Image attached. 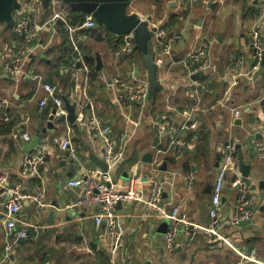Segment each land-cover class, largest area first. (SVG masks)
I'll return each mask as SVG.
<instances>
[{
    "label": "crops",
    "instance_id": "1",
    "mask_svg": "<svg viewBox=\"0 0 264 264\" xmlns=\"http://www.w3.org/2000/svg\"><path fill=\"white\" fill-rule=\"evenodd\" d=\"M16 1L12 27L0 20V264H264V57L255 68L250 42L252 29H259L264 43V0H130L127 11L147 19L151 29L163 27V40L179 35L168 53L153 38L159 87L152 95L133 36L116 35L97 21L70 32L52 19L53 0L46 5L43 0ZM61 7L72 28L87 15L64 3ZM22 17L35 35L15 77L7 64L22 41L14 29ZM73 41L85 65L72 70ZM201 48L205 65L188 66V56ZM88 56L94 69L86 63ZM117 79L146 84L147 96L123 104ZM44 83L56 86L64 114H57L52 100L40 105L47 95ZM66 101L75 104L71 121L60 118L68 114ZM92 115L118 140L120 154L109 167L115 190L133 188L139 195L116 206V247L104 223L95 224L93 208L71 205L81 188L68 182L87 168L103 171L97 162L103 160V141L88 127ZM165 121L192 146L172 151L162 128ZM188 124L193 126L185 128ZM23 133L30 138L24 140ZM65 138L75 158L60 147ZM229 142L235 143V152L222 195V238L214 239L205 227L213 182ZM26 156L31 162H24ZM24 165H33L34 172ZM156 180L164 186L159 210L148 206ZM238 184L246 187L249 214L244 223L232 224ZM7 189L26 195L16 223L28 235L19 240L4 234ZM175 207L184 222L176 246L169 248L166 213ZM250 254L254 259L246 258Z\"/></svg>",
    "mask_w": 264,
    "mask_h": 264
},
{
    "label": "built area",
    "instance_id": "2",
    "mask_svg": "<svg viewBox=\"0 0 264 264\" xmlns=\"http://www.w3.org/2000/svg\"><path fill=\"white\" fill-rule=\"evenodd\" d=\"M54 7L52 8V19L57 21L61 20L63 22L62 27H65L70 32L76 29H88L94 27L96 24L95 19L90 14L85 15V19L75 28H72L66 19V11L61 7L62 2L60 0H53ZM188 3H198L199 0H184ZM40 3V4H39ZM39 8H41V2L39 1ZM37 7V9H39ZM15 32L22 38V41L13 54L10 62L7 64L8 71L11 75L17 76L21 67L22 57L29 52L30 41L33 39L35 33L30 31V23L27 17L20 18L15 24ZM165 29L155 28L153 37L155 36V41L163 47V50L168 53L170 50V44L176 38L179 37L178 34L174 33L169 36L166 40H163L165 36ZM128 37L132 38V34H127ZM162 37V39H160ZM250 42L252 46V58L255 62L254 67H260L262 59L264 57V43L261 37L259 29H252L250 32ZM74 47V53L70 57V67L73 70L76 66L84 64L83 56L78 48L76 42H72ZM204 50L198 49L194 53L188 56V66H195L197 69H201L205 65ZM156 61V59H155ZM198 63V66H196ZM85 65V64H84ZM121 92L119 99L123 104L139 101L145 98L148 94V87L146 84L134 83L130 84L127 81L117 79ZM44 90L47 95L40 100V105L45 106L48 104V100L52 102L57 107V114H64V102L62 98L57 93V88L51 83L43 84ZM239 110L235 111L238 114ZM193 124L184 125V127H192ZM88 127L94 135L100 137L103 141V161L107 164V170L97 171L92 168H87L86 171L78 178L71 179L68 184L71 187L81 188L80 195L71 203L72 206L76 207H89L93 208L94 222L97 226L104 223L106 228V236L109 240L110 245L116 247L119 244V229H118V214L116 206L119 202H128L139 197L138 193L133 189L129 188L125 192H118L115 190L112 184V179L109 173L110 165L116 161L119 157L118 150V140L115 136L110 134V127L108 125L100 126L99 119L92 115L88 119ZM163 130L170 138L169 148L172 151L180 153L185 147L192 146L191 143L186 141L185 137L182 135L180 130L178 131L174 128V125L165 121L162 125ZM24 140H28L30 136L26 133L22 134ZM57 140V139H56ZM60 147L64 150H69L71 157L75 158L74 147L69 138H65L59 141ZM235 152V143L229 142L225 145V156L218 166V170L213 182L211 198H210V208H209V224L205 227V231L209 235L213 236L214 239H220L222 236L218 233V228L221 225L220 212L222 210V195L227 178V173L233 164V154ZM24 162H31L28 156L25 157ZM24 170L30 173L34 172L33 165H24ZM240 185H242L240 187ZM239 194L235 204V208L232 214H230V222L236 224L242 219L246 218L249 214L248 204L249 199L246 195L245 186L243 184H238ZM163 183L161 181H154L152 184L151 195L148 201V206L152 208H157L158 203L161 201L163 195ZM8 198L5 201V216L3 218L4 234L7 238L14 240H19L28 235L26 229H20L17 227V217L21 211V201L26 196L15 189H7ZM170 219V226L165 232L166 244L169 248H174L176 246L175 236L179 229V224L184 222L182 218L178 215V208H173L170 212L166 213ZM194 236V230L189 232V238L192 239ZM249 256V257H248ZM247 259H254L253 255H247ZM8 264H14L10 261Z\"/></svg>",
    "mask_w": 264,
    "mask_h": 264
},
{
    "label": "water",
    "instance_id": "3",
    "mask_svg": "<svg viewBox=\"0 0 264 264\" xmlns=\"http://www.w3.org/2000/svg\"><path fill=\"white\" fill-rule=\"evenodd\" d=\"M49 0H43L46 5ZM62 3L67 4L71 9L79 11L81 16L90 14L93 16L98 24L104 25L106 29L116 35H124L131 33L133 35V41L137 47L142 51L144 64L148 73L149 81V94L158 89V65L156 64L155 49L153 42V33L155 28L149 27V21L142 19L137 13H129L127 8L130 5V0H60ZM18 9L19 4L16 0H0V20L6 19L9 21V26L12 27L14 20L10 18V11L12 9ZM66 109L68 111L67 116L61 115V119L73 120L74 115V103L65 102ZM240 121H235V124H239ZM103 170H107V164L101 159L97 160ZM242 162V160H241ZM247 169V168H246ZM243 180L248 184L247 179L248 172L241 170ZM120 205V202L117 206ZM245 221L240 222V224Z\"/></svg>",
    "mask_w": 264,
    "mask_h": 264
},
{
    "label": "trees",
    "instance_id": "4",
    "mask_svg": "<svg viewBox=\"0 0 264 264\" xmlns=\"http://www.w3.org/2000/svg\"><path fill=\"white\" fill-rule=\"evenodd\" d=\"M93 57H91V56H88L87 58H86V63H87V65L89 66V68H91V69H94V63H93ZM94 77V75L93 76H91L90 78H93Z\"/></svg>",
    "mask_w": 264,
    "mask_h": 264
},
{
    "label": "rangeland",
    "instance_id": "5",
    "mask_svg": "<svg viewBox=\"0 0 264 264\" xmlns=\"http://www.w3.org/2000/svg\"><path fill=\"white\" fill-rule=\"evenodd\" d=\"M40 9V8H39Z\"/></svg>",
    "mask_w": 264,
    "mask_h": 264
}]
</instances>
